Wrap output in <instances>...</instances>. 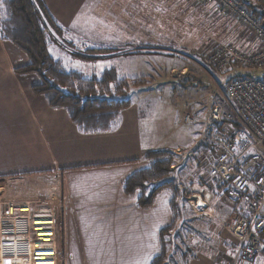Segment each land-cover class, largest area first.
<instances>
[{
	"label": "crops",
	"instance_id": "obj_1",
	"mask_svg": "<svg viewBox=\"0 0 264 264\" xmlns=\"http://www.w3.org/2000/svg\"><path fill=\"white\" fill-rule=\"evenodd\" d=\"M43 3L69 46L82 47L84 40L92 48L115 49L147 40V34L155 40L221 35L241 50L258 46L248 41L242 26L194 0ZM99 12L102 16L86 39L74 36L72 29L89 19L84 16ZM54 49L61 53L59 44L49 48L50 54ZM27 63L23 51L0 36V264H150L160 252V230L172 222L171 196L163 190L151 207L140 209L136 196L123 192L122 182L146 166L147 152L186 149L164 130L158 145L151 135L145 141L139 109L131 102L114 130L80 132L65 110L52 109L33 92L36 75L15 72ZM203 131L204 125L200 135ZM195 247L187 264H232L233 254L228 259L207 245ZM251 264H264V256Z\"/></svg>",
	"mask_w": 264,
	"mask_h": 264
},
{
	"label": "rangeland",
	"instance_id": "obj_2",
	"mask_svg": "<svg viewBox=\"0 0 264 264\" xmlns=\"http://www.w3.org/2000/svg\"><path fill=\"white\" fill-rule=\"evenodd\" d=\"M262 5L264 6V4ZM91 9V11H97L96 8ZM101 16V12L94 17L93 14L84 16L89 19H85V24L83 18V22L80 24L83 26L76 25L72 29L74 36L86 39L84 38L85 34L97 23V19L100 20ZM147 19L149 23L153 21L150 16ZM193 23L194 27L196 24ZM236 23L238 24V22ZM237 24L234 26L237 27L239 25ZM149 26L148 28L151 29ZM152 27L154 26L152 25ZM155 28L158 29V27ZM184 29H188L187 26ZM199 32L201 33L202 30ZM211 32L213 33V31ZM144 36L147 40L125 42L128 44L127 46H118L114 52L99 56L94 63L70 60L67 51L72 45L62 46L64 41L61 42L59 38L56 41L62 48L61 53L58 54L59 51L54 49L51 55L63 59L65 65L81 72L86 78L112 68L120 79L144 80V83L140 85L130 86L127 96L135 108L139 109L143 139L146 141L148 135H151L158 141L155 142L152 138L149 140H154L155 144H153L158 145L156 143L159 142L160 130L166 131L165 134L171 133V140L176 145H181L182 149L187 150L172 152L174 156L171 178L175 180L179 190H185L188 188L189 182H192V184L197 183L204 186L212 195L209 208L204 210L200 207L193 208L196 199L188 200L192 194L191 186L187 199L182 201L181 197L177 198L176 202L177 205L179 204L180 213L176 221V227L179 228L176 229L178 230L176 251L186 252V258L189 259L196 251V245H207V248L209 246L210 251L215 252L216 256L223 252L224 255L221 256L229 259L233 254L236 242L227 226L236 213L233 209L236 207L220 195V190L211 175L217 148L214 139L205 128L206 119H208L211 109L216 105L221 109L224 128H234L239 125L235 107L225 95V88L227 81L240 71L221 72L208 64L209 54L218 45L228 42L221 35L217 38L213 36L210 40H207L209 37L204 34L193 39L192 34H187V36L180 34L166 39L158 38V40H155L152 34ZM248 37L249 42L253 40L250 36ZM81 41H83L82 49L90 47L84 43V40ZM99 47L94 46V48ZM126 50L128 51L125 52ZM79 53H83V51H79ZM172 69H174L173 73L170 72ZM253 75L260 76L262 72L255 71ZM185 112L190 116L191 122L183 121ZM203 125L204 131L200 135ZM197 140L199 141L196 144ZM144 161L147 166L148 161ZM207 224L210 225L207 228L208 234H205L203 230ZM188 228L196 230V234L191 233ZM186 258L183 262L182 258L179 260L175 256L168 264H187Z\"/></svg>",
	"mask_w": 264,
	"mask_h": 264
},
{
	"label": "trees",
	"instance_id": "obj_3",
	"mask_svg": "<svg viewBox=\"0 0 264 264\" xmlns=\"http://www.w3.org/2000/svg\"><path fill=\"white\" fill-rule=\"evenodd\" d=\"M239 1L264 27V6L254 0L253 3L247 0ZM62 31L63 28L58 26L48 13L43 0H0V36L4 41L18 47L28 58V63L16 68L15 72L21 75H36L38 81L32 88L33 92L42 95L52 109L65 110L80 132H110L117 126L120 113L131 104L127 97L129 87L140 85L144 80L120 79L112 68L90 78L84 77L81 72L65 65L63 59L55 58L49 52V48L58 43L57 38L61 40ZM61 45L69 46L63 43ZM72 47L67 51L70 60L85 63H94L99 56L114 52V49ZM250 75L252 74H248ZM260 76L264 78V72ZM173 156L172 152L166 150L147 152L143 156V159L148 161L147 166L132 173L122 182L123 192L136 196V205L140 209L151 207L156 195L163 190H167L171 196L172 222L160 230V252L150 264H168L175 256L182 258L184 262L187 256L186 252L176 251V221L180 213L176 201L180 197L182 201L187 199L192 182H189L185 190H179L170 176ZM215 184L220 190V195L224 197L226 185L217 181ZM233 209L242 214L239 209ZM209 225L203 230L205 234H208ZM188 229L196 234L193 228Z\"/></svg>",
	"mask_w": 264,
	"mask_h": 264
},
{
	"label": "built area",
	"instance_id": "obj_4",
	"mask_svg": "<svg viewBox=\"0 0 264 264\" xmlns=\"http://www.w3.org/2000/svg\"><path fill=\"white\" fill-rule=\"evenodd\" d=\"M209 7L215 14L232 19L258 46L241 50L233 43L218 45L208 56V64L216 70L240 71L226 84L225 95L235 107L238 126H222L221 109L213 107L206 119V130L217 148L211 175L225 184V199L242 214L235 213L227 229L236 244L232 264L238 261L251 264L264 256V78L253 75L264 72V27L260 20L239 0H194ZM264 4V0H254ZM248 74H252L248 76ZM184 122H191L188 114ZM188 200H201L202 209L209 208L211 192L202 185H191Z\"/></svg>",
	"mask_w": 264,
	"mask_h": 264
},
{
	"label": "bare ground",
	"instance_id": "obj_5",
	"mask_svg": "<svg viewBox=\"0 0 264 264\" xmlns=\"http://www.w3.org/2000/svg\"><path fill=\"white\" fill-rule=\"evenodd\" d=\"M202 203H203V202H202L201 200H198L196 207H200V208H202Z\"/></svg>",
	"mask_w": 264,
	"mask_h": 264
}]
</instances>
